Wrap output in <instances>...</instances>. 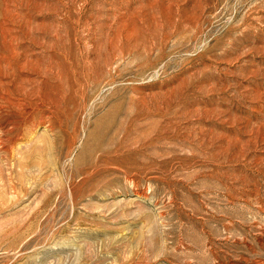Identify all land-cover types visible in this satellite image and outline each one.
<instances>
[{
	"label": "rangeland",
	"instance_id": "1",
	"mask_svg": "<svg viewBox=\"0 0 264 264\" xmlns=\"http://www.w3.org/2000/svg\"><path fill=\"white\" fill-rule=\"evenodd\" d=\"M0 264H264V0H0Z\"/></svg>",
	"mask_w": 264,
	"mask_h": 264
}]
</instances>
